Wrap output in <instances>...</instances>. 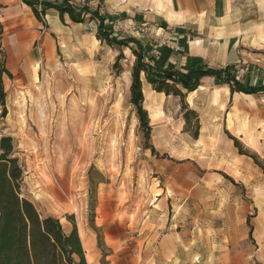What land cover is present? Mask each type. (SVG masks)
<instances>
[{
	"label": "rangeland",
	"instance_id": "1",
	"mask_svg": "<svg viewBox=\"0 0 264 264\" xmlns=\"http://www.w3.org/2000/svg\"><path fill=\"white\" fill-rule=\"evenodd\" d=\"M40 36L34 45L18 46L13 38L0 36V68L3 63L11 74L2 75L6 98L5 106L0 104V139L13 138L14 156L23 169L22 194L39 213L58 218L66 232L72 229L73 217L78 231L84 230L93 239L92 243L81 238L86 254L92 257L90 264H103L110 254L105 232L98 226L108 213L127 222L126 244L131 249L157 228L160 236L168 233L171 217L177 215L175 221L183 217V229L190 239L189 264H216L223 258L229 264H264V213L259 211L264 197L247 193L244 186H235L228 178L219 181L204 177L205 170L198 162L206 166L205 161L214 160L215 148L197 142L194 128L185 131L181 99L174 96L165 103L170 114L169 130L152 132L149 144H154V154L146 147L130 101L132 53L124 55L118 70L99 56L88 65L65 59L57 48L46 54L41 45L43 33ZM72 103L82 109L76 119L84 135L65 146L61 140L69 133L65 119ZM114 122L120 129L118 151L111 149L115 143L110 141ZM186 173L189 208L182 214L178 208L181 202H174L170 213L159 212L155 201L160 188L181 189ZM183 185L186 187L185 178ZM91 194L102 247L91 227ZM229 237L236 243L227 244L224 240ZM129 253L120 254L116 261L133 264L135 254L131 250Z\"/></svg>",
	"mask_w": 264,
	"mask_h": 264
},
{
	"label": "crops",
	"instance_id": "2",
	"mask_svg": "<svg viewBox=\"0 0 264 264\" xmlns=\"http://www.w3.org/2000/svg\"><path fill=\"white\" fill-rule=\"evenodd\" d=\"M69 2L78 10L88 7L97 11L113 36L119 39L128 36L137 38L147 50L145 61L153 67L157 63L162 70L191 73L190 80L198 77L203 69L228 72L244 85H264V0ZM0 22L3 26L1 36L13 38L17 46L20 43L34 45L43 33L41 45L48 55L57 48L70 61L90 65L99 56L103 62L113 66L121 52L125 56L129 52L133 56L131 69L136 60L130 47L109 46L97 38L100 20L91 14L85 16L84 22H74L68 14L61 19L57 10L49 9L40 21L23 0H0ZM142 86L144 107L149 113L152 132L156 129L169 130L170 114L165 103L174 96L155 90L144 73ZM181 89L187 92L185 88ZM187 101L200 120V133L194 139L215 148V159L205 161L208 167L198 162L199 167L205 170L204 177L220 181L228 176L235 186H244L247 193H259L264 197V170L253 158L241 154L230 137L237 138L244 148L253 151L259 160H264V91L256 94L232 92L228 83H222L213 75H204ZM210 169L215 171L209 172ZM188 177V173L182 176L181 189L160 188L155 201L159 212L167 210L170 213L169 208L174 202H181L178 208H181L182 214L189 208L186 206L190 195ZM184 178L186 187L183 185ZM259 211L264 213V206ZM109 214L98 225L105 232V246L110 253L107 255L108 264H119L116 258L120 254L131 255L130 250L135 254L131 259L133 264H189L190 239L183 229V217L175 221L177 215L172 216V229L168 233L160 236L157 228L149 237L139 239L137 248L131 249L126 244L127 222ZM179 226L182 229L179 230ZM224 241L227 244L236 243L234 237ZM143 244L146 245L144 250ZM218 261L216 264H229L225 258Z\"/></svg>",
	"mask_w": 264,
	"mask_h": 264
},
{
	"label": "trees",
	"instance_id": "3",
	"mask_svg": "<svg viewBox=\"0 0 264 264\" xmlns=\"http://www.w3.org/2000/svg\"><path fill=\"white\" fill-rule=\"evenodd\" d=\"M29 5L38 20L42 21L49 9H55L59 12L61 19L68 14L74 22H84L85 16L91 14L93 18H98L97 38L109 46L130 47L136 56L132 68V83L130 86V101L134 105L137 117L140 122V128L143 132L146 147L150 148L154 154H157L153 145L149 144L152 134V126L148 111L144 107V93L142 86V74L155 90L163 92L166 95H173L181 99V109L185 119V131H193V137L198 138L200 133V120L198 113L190 107L187 98L190 93L195 91L200 85V77L204 75H213L222 83H228L231 91H241L249 94H256L264 91L262 86H247L241 83L236 77L228 72L219 73L202 70L198 77L190 80L191 73H175L173 70H162L157 65L153 67L145 61L146 49L134 37H124L119 39L105 27L104 20L100 18L97 11H91L88 7L76 9L69 0L53 2L49 0H23ZM3 33V26L0 22V36ZM134 43V46H130ZM124 58L121 52L115 63L114 68L119 69L120 61ZM154 59V58H150ZM10 72L6 70L4 64L0 68V104L5 106V88L3 82V73ZM187 92H183L181 87ZM192 96L189 97L191 101ZM84 106V105H83ZM81 107L77 104H71L66 115V123L69 133L62 138L61 143H75L84 133L82 132L77 114H80ZM85 111V110H84ZM87 112L85 113V116ZM65 123V124H66ZM112 137V151H118L121 146L118 143L119 124L114 122ZM81 136V137H80ZM234 140L235 146L241 154H245L254 159L255 163L264 170V164L259 160L256 154L244 150L239 140L230 135ZM132 141L128 142L129 149H132ZM102 148V146H101ZM0 264H90L83 246L82 237H86L93 243L84 230L78 231L77 224L73 217H70L72 229L66 232L60 220L52 215L42 216L37 210L35 204L22 194L21 182L23 178V169L18 158L14 156L15 145L13 138L3 136L0 139ZM100 152H105L100 149ZM164 157H166L164 155ZM229 178L228 176H226ZM89 209L91 213V227L98 233V245L103 246L102 235L99 227L94 224V213L96 202L91 194ZM103 264H107L106 258Z\"/></svg>",
	"mask_w": 264,
	"mask_h": 264
},
{
	"label": "bare ground",
	"instance_id": "4",
	"mask_svg": "<svg viewBox=\"0 0 264 264\" xmlns=\"http://www.w3.org/2000/svg\"><path fill=\"white\" fill-rule=\"evenodd\" d=\"M153 119H154V118H153ZM86 255H87V258H88V260L90 259V260H89V263H90V261H91V263H92V257H91V258H89L91 255H90V254H88V253H87ZM93 262H94V259H93Z\"/></svg>",
	"mask_w": 264,
	"mask_h": 264
}]
</instances>
